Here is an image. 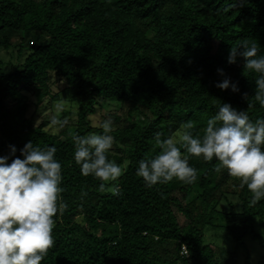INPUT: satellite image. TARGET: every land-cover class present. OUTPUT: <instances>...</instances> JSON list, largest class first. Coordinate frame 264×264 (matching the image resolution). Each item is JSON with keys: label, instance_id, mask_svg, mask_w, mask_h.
<instances>
[{"label": "trees", "instance_id": "1", "mask_svg": "<svg viewBox=\"0 0 264 264\" xmlns=\"http://www.w3.org/2000/svg\"><path fill=\"white\" fill-rule=\"evenodd\" d=\"M5 29L46 37L37 46L0 40L11 50L8 59L0 55V155L16 145L20 156L32 141L55 145L62 165L60 196L68 208L54 217V243L41 264H240L243 255L251 264L246 238L264 247L255 228L257 221L264 225V199L251 204L246 185L226 169L216 171L215 158H189L198 173L192 183L173 179L148 188L136 169L159 151L157 132L164 139L190 121L193 134L203 135L223 102L253 121L264 117L255 101L257 74L244 69L242 57L227 62L240 44H255L264 55V0H0ZM218 68L240 91L216 87L224 79ZM53 75L77 104L76 122L57 132L46 121L35 124L42 104L60 97ZM100 99L122 104L121 113H112L109 151L124 169L118 195L100 191L99 179L81 175L73 159L72 134L102 132L90 118Z\"/></svg>", "mask_w": 264, "mask_h": 264}, {"label": "clouds", "instance_id": "2", "mask_svg": "<svg viewBox=\"0 0 264 264\" xmlns=\"http://www.w3.org/2000/svg\"><path fill=\"white\" fill-rule=\"evenodd\" d=\"M255 44H240L229 49L227 62L235 63L243 58V67L255 75V101L264 108V55H257ZM217 72L224 79L216 82L221 90L240 91L238 83ZM248 98V94H243ZM215 115L209 117L203 135H194L192 122L181 126V131L165 136L155 134V146L159 151L151 157L139 160L136 175L146 187L164 184L173 179L192 183L197 169L189 163L191 156L210 162L218 161L216 171L226 169L231 177L238 178L240 186L250 191L251 204L264 199V117L254 121L244 110H238L228 102L217 106ZM64 122L53 119V124ZM101 133L72 134L73 159L79 165L81 175L99 179V190L108 187L113 195L119 194L116 183L124 169L109 158L113 147L112 119L105 118L98 125ZM0 155V264H41L52 247L56 214L63 213L68 204L61 198L62 165L56 159L57 148L49 145L41 148L28 141L17 156L16 145ZM183 149V152H182ZM22 157V158H21ZM82 196L87 193L82 189ZM182 254H188L181 245Z\"/></svg>", "mask_w": 264, "mask_h": 264}, {"label": "rangeland", "instance_id": "3", "mask_svg": "<svg viewBox=\"0 0 264 264\" xmlns=\"http://www.w3.org/2000/svg\"><path fill=\"white\" fill-rule=\"evenodd\" d=\"M7 37L11 44L18 45L20 42H23L24 45L29 46H37L41 43H44L46 37L43 33L33 31V32H19L13 29H5L0 31V40H4L3 38ZM11 50H6L0 47V55L5 59H8L10 54H8ZM8 52V53H7ZM53 85L52 89L54 92L59 93V99L54 100L52 103L47 99L45 103L40 107L38 114L35 118V124L39 125L42 122L46 121L44 127L53 132H57L60 130L59 123L53 124V119L55 118L58 121L67 122L68 124H72L76 122V112H77V104L72 102L69 97V93L66 89V82L62 80L59 76L53 75L52 80ZM30 95V94H29ZM31 99L36 101V97L34 95H30ZM100 105L95 114L90 116L92 125H98L105 118H111L113 121L112 113H121L122 112V104L119 100L116 99H100ZM35 108V104H31V111ZM98 127V126H97ZM94 133H101L100 131H95ZM176 213L178 214L180 221H184V216L182 213L178 212L176 209ZM225 219L223 217L217 219V222H223ZM256 231L264 236V225L260 221L256 223ZM246 246L247 252L251 258V264H264V247H262L257 239H253L252 237L246 238ZM174 243L168 244V248H173ZM245 254V252H244ZM240 264L245 263V256L241 257Z\"/></svg>", "mask_w": 264, "mask_h": 264}, {"label": "built area", "instance_id": "4", "mask_svg": "<svg viewBox=\"0 0 264 264\" xmlns=\"http://www.w3.org/2000/svg\"><path fill=\"white\" fill-rule=\"evenodd\" d=\"M185 252H187V249H185Z\"/></svg>", "mask_w": 264, "mask_h": 264}]
</instances>
